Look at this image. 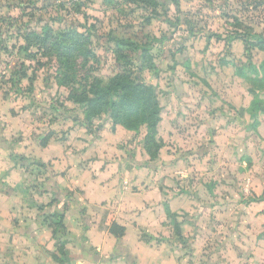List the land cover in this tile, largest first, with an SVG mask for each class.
Here are the masks:
<instances>
[{"label": "rangeland", "instance_id": "rangeland-1", "mask_svg": "<svg viewBox=\"0 0 264 264\" xmlns=\"http://www.w3.org/2000/svg\"><path fill=\"white\" fill-rule=\"evenodd\" d=\"M117 75L153 86L163 109L173 235L193 243L199 264H264V112L251 116L264 101V0H0V146L24 173L15 221L57 223L47 208L80 203V191L41 201L53 171L71 184L64 169L83 180L80 167L142 153L145 125L102 115L86 126L73 100ZM49 142L52 154L37 158Z\"/></svg>", "mask_w": 264, "mask_h": 264}, {"label": "crops", "instance_id": "crops-1", "mask_svg": "<svg viewBox=\"0 0 264 264\" xmlns=\"http://www.w3.org/2000/svg\"><path fill=\"white\" fill-rule=\"evenodd\" d=\"M52 143L36 150L37 158L48 159ZM97 145L103 147L102 141ZM166 150L164 146L159 162L147 167L139 164L149 159L144 148L135 161L118 151L119 159L110 165L102 154L107 166L86 172L80 167L83 180L75 171L64 169L69 170L71 184L53 171L47 196H40L42 202L47 204L57 192L80 191L84 196L75 205L64 198L47 208L57 222L52 223L41 216L15 221L17 206L22 204L15 194L23 192L24 173L13 166L9 148L0 146V264H199V251L192 249L189 240L179 241L167 220V210L180 205L179 200L173 201L169 183L176 164L160 160L170 155ZM59 213L65 229L61 235L58 230L55 233ZM260 252L262 256L264 251Z\"/></svg>", "mask_w": 264, "mask_h": 264}, {"label": "trees", "instance_id": "trees-1", "mask_svg": "<svg viewBox=\"0 0 264 264\" xmlns=\"http://www.w3.org/2000/svg\"><path fill=\"white\" fill-rule=\"evenodd\" d=\"M117 82L104 84L95 79L91 86V97L85 99H73L75 103L84 105L86 126L95 119L107 115L113 118L116 124L124 126L129 130L137 131L141 126L147 127L144 137V149L152 160H155L163 147L161 139L157 137L158 126L162 121V107L153 86L136 82L126 76L117 75ZM140 80V78H138ZM262 104V106H260ZM257 105L256 110L251 113L257 118L259 113L264 112V101L253 103ZM153 148V149H152ZM262 200V199H259ZM117 230V226L114 227ZM58 229L64 230L62 220H58L55 233Z\"/></svg>", "mask_w": 264, "mask_h": 264}]
</instances>
